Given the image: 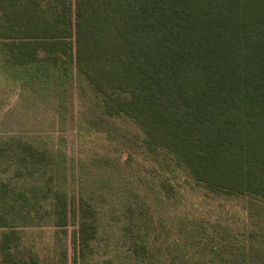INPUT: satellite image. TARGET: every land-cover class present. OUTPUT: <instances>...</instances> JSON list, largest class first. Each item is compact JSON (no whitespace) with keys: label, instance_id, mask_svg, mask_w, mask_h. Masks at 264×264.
I'll return each mask as SVG.
<instances>
[{"label":"trees","instance_id":"16d2710c","mask_svg":"<svg viewBox=\"0 0 264 264\" xmlns=\"http://www.w3.org/2000/svg\"><path fill=\"white\" fill-rule=\"evenodd\" d=\"M44 74L98 97L77 121L79 140L120 134L117 157L144 163L134 180L159 221L135 215L133 264H264V0H0V88L24 92ZM25 189L0 180V264H69L64 196L53 192L42 254L24 239L40 214ZM79 210L71 263L94 264L98 210L83 194Z\"/></svg>","mask_w":264,"mask_h":264},{"label":"rangeland","instance_id":"374dc122","mask_svg":"<svg viewBox=\"0 0 264 264\" xmlns=\"http://www.w3.org/2000/svg\"><path fill=\"white\" fill-rule=\"evenodd\" d=\"M12 66H7L8 70ZM30 66L26 63L12 68L14 71H17L14 67L27 70ZM49 71L52 70L46 74ZM40 79H43L41 83L29 86L33 91L28 86H24V92L15 86L11 90L10 87L0 88V180L9 184V190L26 188L24 193L37 200L36 204L30 203V213L33 215V210L40 213L26 223L24 239L42 254L49 251L55 228L51 210L53 192L60 191L67 204L63 240L67 244L69 264H72V243L80 218V194H83L98 210L93 263L102 264L105 258L113 264L136 263L138 260L131 257L129 251L135 215L145 211L144 219L150 227L152 224L158 227L159 221V217L147 213L141 197L142 187L137 184L138 174H144V163L135 156L130 159L126 154L117 157L125 144L120 134H88L78 139L77 121L89 110V103L98 99L92 91L88 88L82 91L70 80L58 84L54 77L45 74ZM58 88L62 94H57L55 99L54 91L57 93ZM33 92L37 105L28 107L21 102V93ZM42 101L49 103L48 106ZM24 105L26 113L21 112ZM123 123L116 119L113 124L122 129ZM60 133L64 140L59 139V145L56 137ZM27 144L42 154L29 152L24 147ZM57 144L60 152L55 154ZM99 158L103 159L102 164H96ZM34 182H39L41 187L31 189ZM11 194L6 190L5 199L12 198Z\"/></svg>","mask_w":264,"mask_h":264}]
</instances>
